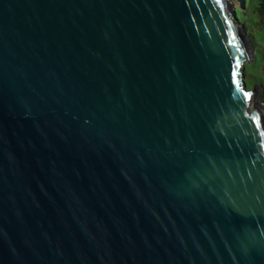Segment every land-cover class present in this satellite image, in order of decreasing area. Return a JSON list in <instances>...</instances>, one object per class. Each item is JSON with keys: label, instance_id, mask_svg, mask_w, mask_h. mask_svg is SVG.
I'll return each instance as SVG.
<instances>
[{"label": "water", "instance_id": "95a60500", "mask_svg": "<svg viewBox=\"0 0 264 264\" xmlns=\"http://www.w3.org/2000/svg\"><path fill=\"white\" fill-rule=\"evenodd\" d=\"M251 60L231 0H0V264H264Z\"/></svg>", "mask_w": 264, "mask_h": 264}, {"label": "rangeland", "instance_id": "374dc122", "mask_svg": "<svg viewBox=\"0 0 264 264\" xmlns=\"http://www.w3.org/2000/svg\"><path fill=\"white\" fill-rule=\"evenodd\" d=\"M231 3L234 5L235 9H245V2L231 0ZM239 26L241 27L242 33L247 40L248 47L252 52L251 62H246V83L249 89L255 86L260 90V95L254 101V104L264 109V27L251 29L244 25Z\"/></svg>", "mask_w": 264, "mask_h": 264}, {"label": "trees", "instance_id": "16d2710c", "mask_svg": "<svg viewBox=\"0 0 264 264\" xmlns=\"http://www.w3.org/2000/svg\"><path fill=\"white\" fill-rule=\"evenodd\" d=\"M240 1L245 2V9H236V17L238 24L244 25L245 27L251 29L256 27H264V0ZM245 74L247 75V69L245 70Z\"/></svg>", "mask_w": 264, "mask_h": 264}, {"label": "snow or ice", "instance_id": "6c2138e0", "mask_svg": "<svg viewBox=\"0 0 264 264\" xmlns=\"http://www.w3.org/2000/svg\"><path fill=\"white\" fill-rule=\"evenodd\" d=\"M217 2L220 3V0H217ZM222 6H223V5H222ZM233 40H235V36L233 37ZM236 50H237V52L240 53V56L243 55V52L240 50V48H239L238 45L236 46ZM240 56H237V57H236L235 68H236L237 70L239 69V67H240V63H241V61H240ZM237 74H238L237 71H233L232 76H233V80H234V83L236 84L237 89L240 90V82H239V80L236 78V77H237ZM244 96H245V98H247V99H249V100L251 99V93H247V92H245V93H244ZM256 119H257V127L259 128V127H260V124H259V117H257ZM261 135H264V131L261 132Z\"/></svg>", "mask_w": 264, "mask_h": 264}, {"label": "bare ground", "instance_id": "6f19581e", "mask_svg": "<svg viewBox=\"0 0 264 264\" xmlns=\"http://www.w3.org/2000/svg\"><path fill=\"white\" fill-rule=\"evenodd\" d=\"M256 105V104H255ZM258 107H260V106H258ZM262 108V107H261ZM263 109V108H262Z\"/></svg>", "mask_w": 264, "mask_h": 264}]
</instances>
